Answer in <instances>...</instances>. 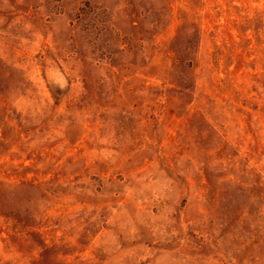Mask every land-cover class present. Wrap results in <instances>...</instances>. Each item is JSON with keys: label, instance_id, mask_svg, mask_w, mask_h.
I'll use <instances>...</instances> for the list:
<instances>
[{"label": "rangeland", "instance_id": "rangeland-1", "mask_svg": "<svg viewBox=\"0 0 264 264\" xmlns=\"http://www.w3.org/2000/svg\"><path fill=\"white\" fill-rule=\"evenodd\" d=\"M0 264H264V0H0Z\"/></svg>", "mask_w": 264, "mask_h": 264}]
</instances>
